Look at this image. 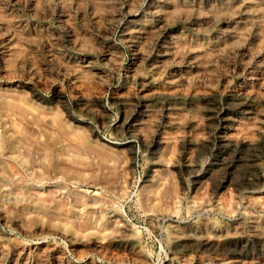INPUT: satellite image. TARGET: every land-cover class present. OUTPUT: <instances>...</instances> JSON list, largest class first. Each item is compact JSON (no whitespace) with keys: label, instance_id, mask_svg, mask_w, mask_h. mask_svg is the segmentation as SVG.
Wrapping results in <instances>:
<instances>
[{"label":"bare ground","instance_id":"6f19581e","mask_svg":"<svg viewBox=\"0 0 264 264\" xmlns=\"http://www.w3.org/2000/svg\"><path fill=\"white\" fill-rule=\"evenodd\" d=\"M0 65L40 85L65 80L74 108L102 125L108 110L94 104V93L122 75L115 131L152 148L181 143L178 177L202 172L194 186L205 180L217 194L234 192L224 205L211 195L187 204L190 212L238 214L229 223L203 214L189 226L168 222V264H264V0H0ZM66 102L60 108L69 115ZM201 149L214 152L211 162L196 158ZM151 164L150 172L163 166L157 152ZM107 216L118 223L115 236L79 247L148 264L121 216ZM0 219L10 223L1 210ZM46 249L0 232V264H104Z\"/></svg>","mask_w":264,"mask_h":264},{"label":"rangeland","instance_id":"374dc122","mask_svg":"<svg viewBox=\"0 0 264 264\" xmlns=\"http://www.w3.org/2000/svg\"><path fill=\"white\" fill-rule=\"evenodd\" d=\"M113 39L122 51L123 64H128L129 53L118 42V30ZM26 79L22 72L8 73L0 65V210L10 220L0 219V232L7 239L32 249L62 251L71 261L90 258L119 264L95 249L79 247L85 241L105 242L115 236L118 223L107 216L112 211L131 229L132 241L148 264H168L166 230L171 221L189 226L197 222L199 214L226 223L239 217L187 209L189 202L199 203L209 195L227 204L234 192L225 188L217 194L205 180L194 186L193 177L202 172L178 177L173 161L182 153L181 143L152 148L115 131L122 116L116 103L124 83L122 75L98 84L100 90L94 93V104H103L108 110L104 125L74 108L65 80L40 85ZM135 94H139L136 89L130 97ZM56 95L61 100L51 102ZM62 101L69 115L60 108ZM249 151L253 148L246 147L245 152ZM154 152L163 166L150 172ZM199 152L195 153L197 159L211 162L214 152ZM179 194H184L181 203L176 201ZM32 230L37 233L26 239L24 232ZM70 237L77 241L75 249L84 253L70 247ZM112 245L116 251L128 253L126 245Z\"/></svg>","mask_w":264,"mask_h":264}]
</instances>
